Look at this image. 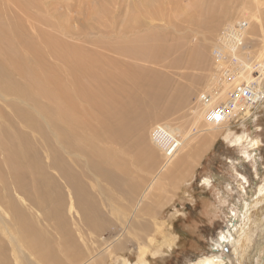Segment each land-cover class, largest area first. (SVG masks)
<instances>
[{
    "label": "bare ground",
    "instance_id": "1",
    "mask_svg": "<svg viewBox=\"0 0 264 264\" xmlns=\"http://www.w3.org/2000/svg\"><path fill=\"white\" fill-rule=\"evenodd\" d=\"M74 1L14 0L16 14L12 13L10 24L6 27L0 22V191L3 193H0V208L3 209L0 213V264H10L9 243L19 251L24 247L40 264H64L52 251H43L46 246L43 229L37 225L29 212H26L27 209L39 212L45 221L50 218L57 219L56 227L65 232L67 227L63 205L68 203L69 208H73L83 224L94 228V216L97 217L100 213L98 198L106 201L107 206L112 208L110 202L113 198L110 197H115L112 192L121 196V185L130 184V175L137 172L134 161H139L137 145L142 137L134 140L132 135L146 128L145 124L150 119L149 111L157 109L167 98L168 81L151 65L157 66L172 48L166 47L161 41L162 38L150 26L158 20L159 12L165 11L167 0H132L130 4L128 0L126 11L129 17L126 21L124 18L123 28L118 32H109L114 33L120 40L115 42V46H110L111 43L106 45L108 49L99 47L104 52L84 51L81 47L69 45L61 39H73L81 35L74 34L65 24L59 23L69 20L64 14L54 13L62 3L66 11H77L76 6L79 7L82 0H79L77 5ZM94 1L100 12L92 10L88 14L94 16L93 19L110 23L109 27H113L116 19L112 14L118 12L119 0ZM123 2H120L121 5ZM4 15L7 16L6 12L0 11V18ZM146 22L148 24L145 25ZM131 33L133 37L127 39ZM224 34L227 40L224 39L223 43L230 48L224 50L217 47L219 56L215 59L216 64H220L218 62L224 58L225 53L228 54L226 56H233L241 62L242 50L239 52L238 48L246 37V29L243 30V25H239L227 29ZM48 58H52L56 63L49 64ZM242 64L232 84L241 80L246 83L240 85L256 83L257 90L253 92L261 102L264 92L259 88L262 80L259 78L264 76V65L259 67L261 72L258 77L251 79L253 65L244 62ZM219 80L221 82V79ZM229 83H218L217 90L222 93L217 91V99L221 100V97L231 92ZM214 84L217 82H212L213 88L216 87ZM212 98L214 96L206 102L207 105L201 112L208 116V125L218 129L221 126L218 124L225 120L213 115V111L211 114L207 112L215 103ZM169 105L170 102L163 114H169ZM32 110L41 115L44 123ZM240 116L244 117V120L240 121V129L233 128L222 135L229 147L239 149V157L227 161L234 176L239 174L235 160L238 159V163L247 162L252 158V152L261 144L259 135L255 134L259 128L252 126L249 131L246 130V126L253 123V116H246V113ZM158 131L155 133L159 138L163 135L169 137L173 133V130L167 127ZM157 135H153V139L156 145H160ZM131 137L133 157L126 158L131 149V145L126 144ZM179 139L184 140L180 137ZM42 155L46 159V165L41 161ZM150 157L154 160V154ZM181 163L179 158L172 160L157 170L154 176L150 175V182L140 201L149 193L154 183L162 178L163 175L159 176L160 172L165 170L164 176L168 175L172 170L178 169ZM51 170L56 172L54 175L57 176V181L56 176L53 179L48 174ZM254 176H257L256 173ZM205 183L209 182L205 180ZM134 190L140 191V186L137 185ZM238 190L241 196H244L245 189ZM13 193L20 195L22 201L27 203V209L24 207L26 210L22 202L14 199ZM248 217L246 214L244 227L235 241V258L240 242H248L251 238L247 236L251 234ZM10 226L14 227V231L10 230ZM223 240L224 238L221 243ZM164 242V247L169 250L175 243L167 238ZM110 246L111 243H108L105 252L110 251ZM81 251L73 248L75 253L68 254L69 264L83 255ZM161 253L162 249L157 248L153 255ZM121 259L123 264L131 262L124 257ZM146 259L141 255V259L133 263L147 264ZM193 264L224 263L215 258H203Z\"/></svg>",
    "mask_w": 264,
    "mask_h": 264
},
{
    "label": "rangeland",
    "instance_id": "2",
    "mask_svg": "<svg viewBox=\"0 0 264 264\" xmlns=\"http://www.w3.org/2000/svg\"><path fill=\"white\" fill-rule=\"evenodd\" d=\"M13 1L0 0V11H5L7 14L0 18V22L6 27L10 24L12 13L16 14ZM78 1L75 0L74 4L77 5ZM122 1L124 2L121 5ZM166 2L168 4L165 5V11H160L158 20L150 26L162 38L159 37L162 43L172 48L157 66L151 65L167 79L168 99L166 98L157 109L149 111L150 119L147 120L146 128L142 132L131 134L134 140L142 137L137 145L139 161L133 160L137 172L130 175L132 180L130 184L121 185L123 192L121 196L112 192L113 195L115 194V197H110L113 198L110 202L112 208L107 206L106 201L98 198L100 213L96 215L97 217L94 216L92 223L94 228H92L83 224L79 215L73 208H69L67 203L63 205L67 231L63 232L56 227L57 219L43 220L39 212L27 209V203L22 201L20 195L12 194L14 199L22 202L23 208L27 209L26 212H29L37 225L43 229L42 234L46 241L43 251H52L61 263L69 264L68 254L75 253L73 248L81 249L83 255L70 264H123L122 257L131 261L127 264H134L135 260L141 259V255L147 258V264H193L203 258H215L224 264L264 263V101L251 118L254 119L253 123L248 122L249 125L246 126L247 131L252 126L259 128L255 134L259 135L260 147L252 152V158L247 162L238 163V159L235 160L239 174L234 176L227 161L239 157V149L229 147L222 139V135L233 128L239 130L240 121L244 120V117L236 116L231 121L219 123L218 125L221 126L218 129L211 128L206 122L208 116L202 113L207 101L202 102L201 105L199 100L201 94H208L210 98L214 96L212 99L215 103L207 110L208 113H211L219 103L227 100L230 92L221 97V100L217 99L218 83L226 81L219 82L225 73H222L219 65L216 64L215 59L219 54L217 52L213 56V50L217 47L229 50L230 47L221 42L220 38L223 31L226 33L227 29L232 27L243 25V30L246 29V37L238 48L239 52L242 50L241 62L233 56H226L227 53L224 55L226 62L231 59L229 72L235 70L232 65L237 67L232 73L234 77L231 76L232 82L228 86L233 89L246 83L241 80L232 84L243 62L253 65L251 79L258 77L261 72L259 67L264 65V0H170V2L167 0ZM119 4L118 12L112 14L116 19L113 27H109L110 23L93 19L94 16L88 14L92 10L100 12L94 0L88 2L82 0L79 7L76 6L77 11L72 12L66 11L62 3L54 13L64 14L69 20L59 23L65 24V27L74 34L81 35L73 39L69 37L61 39L69 45L79 46L80 49L90 52H104L103 49H108L106 45L109 43L110 46H115V42L120 39L109 32H118L129 17L126 11L128 0H119ZM111 10L110 7V13ZM127 37V39L132 38V33ZM224 39L227 40L225 34ZM221 60L218 63H221ZM232 60L236 61L232 63ZM47 61L51 65L56 63L52 58H48ZM261 78L259 88L264 92V76L259 79ZM215 81L217 84L214 85L217 88L212 87V82ZM218 93L222 92L218 91ZM169 102V114H163ZM32 112L44 123L41 115L33 110ZM11 115L10 111L12 119ZM164 127L173 130V133L169 137L163 135L159 138L155 131H160ZM10 130L14 131L12 128ZM176 131L178 132L175 133ZM153 135H157L160 145L159 143L156 145ZM132 137L126 146L132 144ZM179 137L184 140H180ZM132 153L131 145L126 158L132 156ZM151 154H154V160H151ZM167 155L171 156L168 158ZM178 158L182 160L180 169L172 170L165 176V170L160 172L159 176L163 175L162 178L154 183L149 193L140 201L151 176H154L164 164ZM41 161L46 165L43 155ZM175 171L177 172L172 174ZM255 173L257 176H254ZM48 174L53 179L56 176L53 170L48 171ZM55 179L57 181V176ZM205 180L209 183L206 184ZM137 185L140 186V191L134 190ZM103 188L102 184L101 189ZM238 188L243 191L245 189L244 196H241ZM136 195L137 197H133ZM138 201L141 203L136 207ZM1 212L3 209L0 208ZM246 214L249 216L251 234L247 236L251 237L250 240L248 239L250 243L242 240L237 247L235 258V241L244 227ZM10 230L14 231V227L10 226ZM166 238L175 242L170 250L164 247ZM222 238H224L223 243H221ZM108 243H111V249L105 252ZM157 248H161L163 253L153 255ZM17 249L9 243L10 264H40L24 247L20 248L22 253Z\"/></svg>",
    "mask_w": 264,
    "mask_h": 264
},
{
    "label": "built area",
    "instance_id": "3",
    "mask_svg": "<svg viewBox=\"0 0 264 264\" xmlns=\"http://www.w3.org/2000/svg\"><path fill=\"white\" fill-rule=\"evenodd\" d=\"M221 42H225L224 40V34L222 33L221 36ZM219 52V49L213 50V56ZM231 60V59H230ZM230 60L228 62L225 61L223 58L221 60V63L219 64V69L225 73V75L221 78V80H225L226 83H229L232 79L231 76H233V71H236L237 67L232 65L235 70L229 72V65ZM232 63H234V60H232ZM222 65V66H221ZM229 79V80H227ZM256 83L250 82L248 84H243L240 86H237L231 90V92L228 94V99L225 102L219 103L214 109H213V115H218L221 117L222 120L225 121H231L233 118H235V115L240 116L244 115L246 113V116H253L256 112L258 106L262 103L259 102L258 97L255 95L253 91H256ZM210 99L208 94H201L199 96V100L202 104V102H206ZM211 114V113H210ZM233 114L234 117L232 116ZM238 122V121H234Z\"/></svg>",
    "mask_w": 264,
    "mask_h": 264
}]
</instances>
